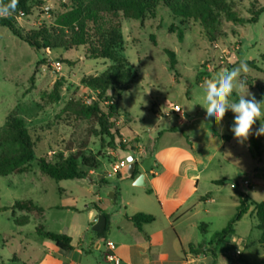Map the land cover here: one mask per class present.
<instances>
[{
  "label": "rangeland",
  "instance_id": "374dc122",
  "mask_svg": "<svg viewBox=\"0 0 264 264\" xmlns=\"http://www.w3.org/2000/svg\"><path fill=\"white\" fill-rule=\"evenodd\" d=\"M89 1L35 0L29 3L28 14L13 12L12 16L22 33L33 32L42 26H54L75 5H86ZM228 1L247 19L252 16L251 8L257 10L264 7V0ZM107 21L104 20V24ZM115 21L121 25V44L117 53L129 63L136 77L132 89L116 100V128L124 133L121 135L123 141L130 139L128 127L141 136L147 148L152 147L154 141L158 142L159 134L171 126H177L187 138L196 136L197 127L205 131H222V136L229 138V141L226 138L224 156L220 158L223 169L215 161L209 170L215 176L227 178L220 195L231 194L236 200L232 185L246 188V179L254 177L258 187L255 190L246 188L245 191L249 198L264 201V135H256L261 121L255 122L247 140H238L231 131L234 126L231 110L226 112L223 118L225 126L221 128L223 120L217 124L214 118H206V110L202 107L205 103L204 81L215 77L221 69L231 71L239 67L241 61L246 62L250 69L239 78L246 81V90L250 94L245 99L252 96L257 101L264 99L259 90L264 87V13L253 25L235 24L224 18L222 36L216 43H210L200 27L191 24L183 26L169 9H159L155 16L139 21L125 20L122 15ZM180 31H183V40H180ZM48 50L37 53L6 27L0 26V136L9 135L7 119L15 114L25 121L38 158L46 156L54 159L59 153L68 155L69 150H82L97 157L99 175L93 170L90 172L92 182L89 179L57 182L44 176L38 161H35L28 173L0 177V209L25 200H31L45 209L43 218L38 219L33 212L28 216L32 218L30 223L24 226L15 222L23 213L13 210L0 212V264H39L51 251L48 247L51 243L36 234L40 224L46 231L56 234L73 228L75 220L77 231L84 229L85 221L91 222V210L100 205L99 198L113 211L120 205V195L126 193L130 196L132 188L113 170L119 164L122 173L125 165L129 164L128 156L119 152L116 157L117 150L109 147V138L102 135L94 118L84 114L82 109L91 106L98 98V92L86 88L82 80L101 75L114 63L105 59H88L85 47L70 51ZM169 52L175 54V59ZM118 94V90L108 92L109 97L116 99ZM229 99L235 102L239 95L233 92ZM171 106L181 107L189 121L197 118L194 125L183 127L176 116L166 118L164 113ZM178 138L165 135L159 147ZM254 141L260 144L261 153L257 152L258 146ZM156 162L151 148L142 155V163L147 168L155 166ZM103 176L108 184L103 185ZM115 193L118 194L116 203L112 197ZM65 204L76 208L69 211L58 208ZM89 206L92 209L86 213ZM75 209L88 215L74 219ZM255 220L258 223V219ZM220 227L221 224L215 221L207 241L213 236L212 230L220 231ZM92 233L91 227L86 235ZM75 247L79 249L76 234ZM262 247L259 243L253 245V248ZM104 253V249H93L86 257L74 262L105 264ZM14 258L18 262L12 261ZM66 262L69 263V260ZM259 264H264V261Z\"/></svg>",
  "mask_w": 264,
  "mask_h": 264
},
{
  "label": "crops",
  "instance_id": "0c3cea01",
  "mask_svg": "<svg viewBox=\"0 0 264 264\" xmlns=\"http://www.w3.org/2000/svg\"><path fill=\"white\" fill-rule=\"evenodd\" d=\"M177 118L179 125L183 127L193 126L197 119L189 121L183 115V110L181 116ZM224 126L225 121L223 120L221 128ZM128 131L131 134V136L128 135L130 137L128 140H138L135 144V151L126 153L117 150L115 155L117 157L121 152L128 157L134 156L135 170L137 169L139 174L134 179H130L131 176H127L129 164L125 165L122 173H120L122 166L119 165L120 169L114 172L118 178L132 187L129 190L130 196L122 193L120 205L113 211L109 210L100 198L98 199L100 205L93 207L102 211H99V214L108 217L105 236L100 238L94 232L90 236L86 235L94 224L89 221H85L84 229L77 231L75 220L73 228L70 227L59 233L66 234L72 239L73 251L63 252L49 241L51 256H45L39 264H76L75 259L80 260L83 256L86 257L93 249H104L105 257L108 241L115 244L114 254L120 259L119 264H238L239 258L247 264H259L264 261V248H253L256 243L264 246L260 243L262 231L258 229L259 220L258 223L255 220L257 217L254 206H251L247 214L235 225L233 234L225 239L216 254L209 251L210 241L207 240L215 221L221 224L220 231L227 227L240 205L238 194L243 193L249 197L245 189L255 190L258 187L254 183V177L251 180L247 178L246 188L244 186L240 188L238 184L232 185L236 200L231 194L220 195V189L225 186L227 178L220 175L215 176L209 173V170L215 161L218 162L220 169H223V162L220 158L224 156L227 139L222 136V131L216 132L213 129L205 131L204 128L197 127L196 136L192 135L187 138L183 133L181 134L177 126H171L161 132L157 139L158 142L154 141L152 147L148 148L143 145L139 134L129 127ZM121 135L124 133L121 132ZM165 135L180 138L159 147ZM150 148L157 162L149 169L142 163V155L146 154ZM163 154L164 156L161 157ZM95 174L99 175L97 170ZM141 174H145L147 182L145 188L134 185V181ZM103 177L101 179L102 183L105 182L103 185L108 184L106 177ZM221 180H225L224 183H217ZM117 196V193L113 195L115 203ZM58 208L68 210L76 207L65 204ZM91 209L92 207L89 206L86 213H89ZM20 213H23L21 217L28 216L26 212ZM73 213L76 214L74 219H78L80 215H88L78 210ZM138 213L153 215L155 221L144 225L142 230H139L127 219V216H134ZM44 214L45 209L41 218ZM201 225H204V233L201 231ZM216 230L213 229L212 234L219 232ZM75 234L79 249L75 247ZM190 246H194V250L191 251ZM238 250L241 255L236 258L235 252ZM67 259L69 263L66 262ZM12 261L18 262V259L14 258ZM105 264H109L106 259Z\"/></svg>",
  "mask_w": 264,
  "mask_h": 264
},
{
  "label": "trees",
  "instance_id": "16d2710c",
  "mask_svg": "<svg viewBox=\"0 0 264 264\" xmlns=\"http://www.w3.org/2000/svg\"><path fill=\"white\" fill-rule=\"evenodd\" d=\"M32 1L35 0H18L14 12L28 14L30 12L29 3ZM2 3L9 4L10 0H2ZM159 9H169L180 19L183 26L191 24L200 27L210 43H216L222 36L224 18L235 24L253 25L264 13V7L257 10L251 8V18H244L228 0H90L86 5H75L72 11L61 16L50 28L42 26L36 31L22 33L16 26L12 14L0 17V26L6 27L16 38L29 45L37 53L48 49L70 51L85 47L88 59L112 61L114 65L101 75L82 80V85L98 92L97 101L82 109L84 114L94 118L100 126L102 135L109 138L111 149L133 153L138 140L124 142L120 130L116 128L118 121L116 100H119L124 92L132 89L136 77L129 63L117 53V48L121 44V25L115 19L122 15L125 20L139 21L147 16H155ZM104 20H108L106 24ZM179 37L183 40V31H180ZM169 54L172 59H175L173 52ZM250 65L255 66L253 62H250ZM114 90L119 92L118 99L108 96V92ZM259 90L264 94V87ZM6 129L9 135L0 136V177L28 173L35 161H38L39 169L44 176L57 182L90 179V172L99 168L97 157L82 150L77 152L69 150L68 155L59 153L54 159L46 156L38 158L35 144L25 121L15 114L8 117ZM254 143L257 142L254 141ZM257 146V152L261 153L260 144L257 143ZM138 174L136 169L133 176L129 178L134 179ZM224 181L217 183L222 184ZM238 196L240 205L237 213L227 227L213 234L208 243L209 251L214 255L225 239L233 234L235 225L247 214L251 206H254L256 217L259 220L258 229L262 231L260 243L264 245V202H255L243 193H239ZM8 210L26 212L28 216L34 212L38 219L44 212L43 207L31 200L17 201L11 207L1 208L0 212ZM99 211L102 212L100 209ZM28 216L17 219L16 223L20 226L29 224ZM127 219L139 230H142L144 225L155 221L153 215L144 213L127 216ZM203 227L204 225H201V231L204 233ZM106 230L107 227L103 233L95 234L103 238ZM36 234L54 243L63 252L73 251L72 239L66 234L48 232L42 224L38 226ZM190 250H194V246H190ZM237 263L247 264L240 258Z\"/></svg>",
  "mask_w": 264,
  "mask_h": 264
},
{
  "label": "clouds",
  "instance_id": "9594fccd",
  "mask_svg": "<svg viewBox=\"0 0 264 264\" xmlns=\"http://www.w3.org/2000/svg\"><path fill=\"white\" fill-rule=\"evenodd\" d=\"M18 0H10L9 4H3L0 0V16L7 17L16 10ZM250 71L248 64L241 61L239 67L232 69H221L213 78L204 81L205 103L202 107L206 110V118H214L217 124H220L227 111L234 113V126L231 131L238 140H247L252 127L257 120L261 121L256 135H264V99L257 101L254 96L251 99H245L248 93L246 90V81L240 80L241 74H247ZM233 92L239 95L237 101L229 98Z\"/></svg>",
  "mask_w": 264,
  "mask_h": 264
},
{
  "label": "water",
  "instance_id": "95a60500",
  "mask_svg": "<svg viewBox=\"0 0 264 264\" xmlns=\"http://www.w3.org/2000/svg\"><path fill=\"white\" fill-rule=\"evenodd\" d=\"M129 163V169L127 176H133L135 171V158L134 156H129L127 159ZM91 181V179H90ZM134 185L137 187L145 188L147 187V182L145 180V174H141L136 180L134 181ZM113 197V194H112ZM90 221L93 222L92 231L94 233L101 234L105 231L106 224H107V217L103 214H99V211L95 208L92 209L90 212Z\"/></svg>",
  "mask_w": 264,
  "mask_h": 264
},
{
  "label": "built area",
  "instance_id": "2783aa9c",
  "mask_svg": "<svg viewBox=\"0 0 264 264\" xmlns=\"http://www.w3.org/2000/svg\"><path fill=\"white\" fill-rule=\"evenodd\" d=\"M57 65H60V63L57 62ZM181 114H182L181 107L171 106L168 111H165L164 116L166 118H171L172 116H176V117L181 116ZM124 142H126V140H124ZM113 169L114 171L117 172L120 169L119 164L115 165ZM115 248L116 247L113 242H110V241L106 242L107 253L105 255V259H106V262L109 264H119L120 263V259L114 254ZM240 255H241V252L239 250L235 252L236 258H239Z\"/></svg>",
  "mask_w": 264,
  "mask_h": 264
}]
</instances>
